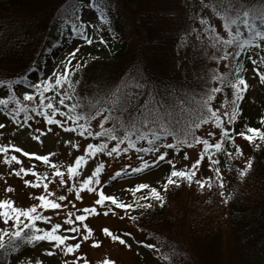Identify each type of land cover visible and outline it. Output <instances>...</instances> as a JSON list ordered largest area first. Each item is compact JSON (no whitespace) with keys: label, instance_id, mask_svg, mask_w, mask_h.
<instances>
[{"label":"snow or ice","instance_id":"snow-or-ice-1","mask_svg":"<svg viewBox=\"0 0 264 264\" xmlns=\"http://www.w3.org/2000/svg\"><path fill=\"white\" fill-rule=\"evenodd\" d=\"M111 0H104L101 6L97 0H91L86 3L85 0H67L60 6L59 16L62 21L60 24L59 36L64 39L57 42L56 47L80 38L85 43H93V38L87 34L86 29L92 28L93 32H98L102 25H108V31L112 33L113 39L116 34L111 28L110 20L105 15V8H108ZM200 11L193 17V21L198 20L199 27L192 28L190 25L184 28L185 36L195 35L201 40L206 35L207 40L216 53L211 57L219 62L220 60L228 61L226 67L237 64L233 71L229 67L228 73L212 74L211 81L218 82L217 86H209L204 96L197 100L198 107L194 110L185 108L186 101L177 98L174 103L169 102V98L161 95L154 86L140 74L135 75L125 73L118 82L106 85L104 89V101L88 108L73 102L75 95L74 84L80 82L73 80V74L87 64V61L81 63L76 59L80 51L78 47H73L67 52L65 58L60 61L56 68H62V71L52 70L46 78L37 77L32 80L39 65L36 68L30 66L28 74L17 75L14 79H0V112L15 125L21 129H31L32 139L42 143V137L46 135L58 136L54 128L69 134V138L63 140V143L70 149H79L81 154L75 155L74 161L70 163L65 171L61 166L53 162L50 157L53 152L38 154L35 151L25 150L24 147L12 143H0V154L3 155L5 164L15 163L20 165L18 168H11L9 174H15L21 177L24 186L32 188H43L38 195L29 193V197L37 201L30 206H17L12 198H0V256L5 260L0 264H13V254H15V264H20L21 246L36 245L43 247L47 256H54L57 253L63 254L66 258L62 264H89L85 259L84 253H79L83 243H90L92 248H99L104 240L112 243H118L127 249L132 248L128 242L133 240L136 244L142 245L149 249L156 248L153 243L135 240L131 232H116L109 227L100 228L94 231L85 221L90 216H98L103 212L104 216L111 213L124 219L126 216L132 221L138 219L137 216H130L129 212L133 209L150 210L159 205L163 207L166 203V194L171 189H179L185 181L191 187L193 184L200 191H203L205 185L212 187V177L204 179L196 178L197 168L201 165L202 160L207 157L208 167L215 173V181L220 189L224 187V177L218 167L220 161L213 159L214 154L223 151L229 161H232L243 155L242 149L235 143L234 137L244 138L259 149L264 144V130L261 127L245 125V130L236 132L234 128L227 125H234L242 111L239 102L244 99V95L249 88V83L243 75H240L241 69L238 66V60L242 54L252 48H258L264 52V12H253L246 6V0H199ZM86 9H92L99 13V24L95 19H84L83 14ZM209 9L211 13L209 14ZM190 9L181 3V0H173L172 5L166 10L163 19L179 23L188 18L187 13ZM110 11V8H109ZM212 16L217 17L222 24L219 25L221 30L226 33L221 35L217 31V26L211 22ZM259 22V23H257ZM99 42L104 44L106 41L102 36L98 37ZM231 46L232 51H228ZM44 51H50L45 48ZM92 59H97L93 57ZM253 66V75L259 77L260 83H264V71H260L259 65H264V55L257 53V59L248 56ZM75 60V64L73 61ZM13 85H24L32 91H24L23 100L19 99L13 91ZM99 87V83H98ZM225 87L231 89V100H226L221 108H214L212 101L217 93L223 91ZM6 89V94L4 90ZM51 93V95H46ZM14 104L9 107V104ZM85 109V110H81ZM187 113V115H186ZM35 118H42L44 128H32L29 121ZM226 120V123H225ZM95 121L98 130H94L92 122ZM260 125L264 127V116L259 118ZM210 124L214 129H219L218 139L215 143H210V139L217 136L216 131H209L208 138L196 134V130L202 125ZM6 124L0 123V129H5ZM177 129H180L179 135ZM92 138L86 142V146L81 149V145L73 139V135ZM3 132H0V136ZM172 137V142H168V137ZM257 141L261 143H256ZM59 143V141H56ZM225 142L231 144L233 151L225 148ZM193 144L202 145V150L198 158L193 160L189 165L182 168H176L174 159L170 156V151L179 153L181 147H191ZM20 153L23 157L34 158V161H42L52 169V176L58 178L57 188L67 186L68 193L75 194V200H83V191L89 194H95L96 198L89 206L79 209V214H74L68 210L64 215V223L68 225L61 230V223H51V217L42 214L43 210H63L75 207L73 201L68 200L65 195L53 197V192L49 189L51 180H47V173L43 175L37 173L33 166L25 167L22 165ZM103 154L108 157L118 158L122 154L127 156L132 154L139 161L138 166L124 164L117 169L108 180L102 182L101 174L104 171L105 164L103 161L95 163L94 168L89 175L81 178L84 171V165L90 158L99 159ZM148 156V159H145ZM184 159H189L188 153H184ZM254 157L245 160L244 166L235 169L238 181H244L252 170ZM170 166V171L163 182L157 181V186L149 183H136L134 186L125 189L132 194V202H125L124 199L115 195L106 194L104 188L110 185V182L117 181L120 177L137 176L150 170L153 166L159 167L164 162ZM31 174L35 180L24 179V176ZM146 190V194L142 193ZM5 192L11 193L15 189L8 185ZM137 193H142L137 197ZM224 196V192H220ZM227 203L225 199L223 201ZM118 210H124L123 215ZM58 214V213H54ZM143 214V213H141ZM9 221L11 223L9 224ZM37 222H48L50 227H41ZM47 242L48 247L43 246ZM166 243V242H165ZM163 251V249H156ZM168 258L169 253H164ZM174 250L171 256H175ZM27 264V262H26ZM35 264H42L37 259ZM98 264H117L115 258L105 256Z\"/></svg>","mask_w":264,"mask_h":264},{"label":"trees","instance_id":"trees-1","mask_svg":"<svg viewBox=\"0 0 264 264\" xmlns=\"http://www.w3.org/2000/svg\"><path fill=\"white\" fill-rule=\"evenodd\" d=\"M66 2L0 0V79L26 75L30 66L36 68L37 64V70H40L49 54L58 48L57 42L64 39L58 35L62 23L59 11ZM97 2L104 5V0ZM172 3L173 0H111L109 7L105 8V15L111 22L116 39L109 32L107 42L98 50L105 53L104 56L85 64L73 74V80L80 82L73 85V102L94 107L104 101L106 85L118 82L125 73H140L150 86L168 97L170 103L181 98L186 101L185 108L196 109V101L212 85L208 64L213 60L211 57L216 49L206 35L203 40L195 35L185 36V27H199L198 20H192L200 11L199 0H181L190 10L188 18L179 23L162 18ZM246 6L253 12H264V0H246ZM215 18L212 16L211 20ZM180 44L183 48L178 50ZM45 48H50V51H44ZM228 51H232L231 46ZM257 53L264 55L258 48L242 54L237 62L240 69L250 61L248 56L257 59ZM229 67L234 71L237 64ZM258 67L264 71V65H259V62ZM221 95L222 104L230 101L231 89L225 87ZM246 101L247 93L239 102L242 111L238 119L234 125L226 123L227 127L234 128L236 132L245 130V125L264 130L259 122L264 109L249 114ZM13 106L9 104L10 108ZM0 113L12 123L3 112ZM176 131L179 135L180 129ZM197 131L199 129L196 134ZM170 140L171 136L168 137ZM234 140L237 145L242 142L249 157L255 159L249 175L240 182L235 173L239 157L229 161L223 151L215 154L224 177V187L218 191L224 209L221 220L212 222L204 217L205 194L195 184L189 187L186 181L179 189L173 188L166 194L163 207L136 209L140 214L134 223L144 232L145 243H153L156 245L154 249H163L157 251L163 264H264V144L257 149L242 137L235 136ZM225 148L234 150L228 142H225ZM221 191L224 192L223 197L220 196ZM142 193L146 194V191ZM225 199L227 203L223 202ZM26 247L21 246L20 254ZM172 250L176 253L174 257L171 256ZM164 253H169L168 258ZM4 260L0 256V262Z\"/></svg>","mask_w":264,"mask_h":264},{"label":"rangeland","instance_id":"rangeland-1","mask_svg":"<svg viewBox=\"0 0 264 264\" xmlns=\"http://www.w3.org/2000/svg\"><path fill=\"white\" fill-rule=\"evenodd\" d=\"M86 3L91 2V0H85ZM99 13H96L92 9H86L84 11L83 17L84 19H95L96 23L99 24L98 20ZM211 22L213 25L217 26V31L220 32L221 35H225L226 33L221 30L219 27L222 24L218 18L212 19ZM108 25H102L99 28L98 32H93L92 28L86 29L87 34L93 38V43L88 44L85 43L84 40L80 38H74L71 41H68L65 44H62L55 50H53L49 56L44 61L40 70H36L32 80L35 81L37 77L43 79L50 75L52 70L62 71V68H56V66L63 60L67 54V52L71 51L73 47H78L80 51L77 53L76 59L81 62L87 61V63L95 60L92 59L96 57L100 59L104 56L105 53L100 52L99 48L101 45H104L99 42L98 37L102 36L104 40L107 42L109 38ZM183 48V45L180 44L177 46V49L180 50ZM107 50V49H106ZM75 64V60L73 61ZM227 61L220 60L217 62L216 60H212L209 62L208 67L210 71V76L212 74H222L226 73L227 70ZM253 66L251 61H248V64L245 65L240 72V75H243L245 79L249 83V88L246 91L247 93V101H246V109L249 114L256 112L257 110L264 109V83H260L259 77L253 75ZM262 71V70H260ZM28 74V73H27ZM211 86H217L216 81H211ZM13 91L16 93L17 97L23 100L24 91H32L31 89H27L24 85H14ZM6 94V89L4 90ZM46 95H51V93H46ZM212 105L214 108H221L222 105V95L221 92L215 95V98L212 101ZM223 111V108H221ZM0 123H5L6 128L0 129V132H3V135L0 136V143H7L11 140L12 143H15L19 146L25 148L28 151H35L38 154H46L48 152H53L54 155L50 157V159L59 164L62 170L65 171L67 166L74 161L75 155L81 154V150L79 149H70L67 145L63 143V140L69 138V134L64 133L61 130L55 129L54 132H58L59 135L53 137V135H46L42 137V143L36 142L32 139L31 129H21L17 125L10 123L8 120L4 119L0 113ZM32 124V128L40 127L44 128V123L42 118H35L32 121H29ZM226 123V120H225ZM92 126L94 130H98L97 124L95 121L92 122ZM227 126V125H226ZM209 131H216L217 136L210 139V143H215L219 138L218 133L219 129H214L210 124L204 125L202 128L197 131V135L202 136L204 138L207 137V133ZM73 135V139L75 142L81 145V149L86 146V142L91 141L92 138H85ZM56 141H59L57 143ZM171 143L172 141H168ZM239 146L242 149L243 155L240 156L237 160L238 168L243 167L245 160L249 158L250 154L248 153V149L245 145H242V142H239ZM202 150V145L193 144L191 147L183 146L180 149L179 153H174L172 150L170 151V156L175 161L176 168H182L184 165H189L193 160L198 158L199 152ZM188 153L189 159H184V153ZM16 154L20 157L22 161V165L25 167L33 166L35 171L41 175L47 173V180H51L52 182L49 184V189L53 192V197H58L59 195H65L67 203L68 200L74 202L75 207L72 208L69 205V209L63 210H52L46 209L43 210L42 214L49 215L51 217V223H61L62 228L58 231H63V228L67 227L64 223V215L68 210H71L74 214H79L78 210L83 208L84 206H89L93 203L96 195L89 194L87 191H83V200H75L74 193L67 192V186L57 188L58 178L52 176V169L45 165L42 161H34V158H26L23 157L20 153H10ZM145 159H148V156H145ZM215 159V154L213 156ZM104 162L105 168L101 174V181L104 182L109 179V177L119 168L123 167L124 164L128 163L132 166H138L139 161L135 158L134 155L128 154L125 156L122 154L121 157L112 158L106 155L101 154L99 159L90 158V160L83 166L84 171L81 174V178L89 175L91 170L94 168L95 163ZM20 165L15 163L5 164L3 162V155L0 154V198H12L17 206L26 207L30 206L37 201L33 200L29 197V193H33L34 195H38L43 188H32L23 185V181L21 177L15 176V174H9L11 168H18ZM170 166L165 161L159 167L153 166L150 170H146L144 173L137 174V176H129V177H120L117 181L110 182L109 186L104 188L106 194L115 195L119 198L125 200V202L131 203L132 194L125 191V189L134 186L136 183L144 182L149 183L152 186H157V181L163 182V179L166 178L170 171ZM197 176L196 178L204 179L207 177H212V187L209 188L207 184L205 185L202 192L205 194V200L203 201L202 211L204 212V217L206 216L207 220H211L212 222H216L217 220H221L224 216V209L220 203L218 198V191L220 189L218 183L215 181V173L208 167V160L205 157L202 160L201 165L197 168ZM24 179L35 180L31 174L23 177ZM11 185L15 191L8 193L5 192L4 189L6 186ZM146 191V190H142ZM141 194V193H137ZM209 202V203H208ZM121 215H123L124 210H118ZM58 213V214H54ZM140 213L133 209L129 212V215L138 216ZM89 224L90 227L94 229V231H98L100 228L109 227L113 231L116 232H124L128 231L133 234L135 240L140 241L144 238V232L137 228L134 221L128 219L126 216L124 219H120L118 216H114L109 213L108 216H104L103 212L98 216H90L85 221ZM3 224L2 221H0ZM41 227H50V223L48 222H37ZM128 242L132 244L131 249H127L118 243H112L108 240H104L103 244L99 248H92L90 243H83L81 248L78 250L79 253L85 254V259L89 261V264H98V262L103 259L105 256L110 258H115L117 264H163L161 262V258L156 249H149L142 245L136 244L133 240L129 239ZM44 247H48L47 242H43ZM21 260L20 264H35L37 259L42 261V264H62V261L66 258L71 259V256L65 257L61 253H57L54 256H47L43 247H38L36 245H31L25 248V251L20 254ZM15 258H13V264H15Z\"/></svg>","mask_w":264,"mask_h":264}]
</instances>
